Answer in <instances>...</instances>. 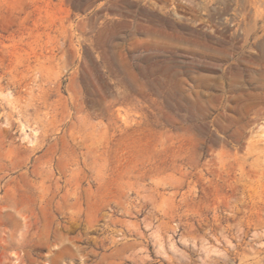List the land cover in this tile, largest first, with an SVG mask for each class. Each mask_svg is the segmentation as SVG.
<instances>
[{
    "label": "rangeland",
    "instance_id": "374dc122",
    "mask_svg": "<svg viewBox=\"0 0 264 264\" xmlns=\"http://www.w3.org/2000/svg\"><path fill=\"white\" fill-rule=\"evenodd\" d=\"M0 264H264V0H0Z\"/></svg>",
    "mask_w": 264,
    "mask_h": 264
}]
</instances>
